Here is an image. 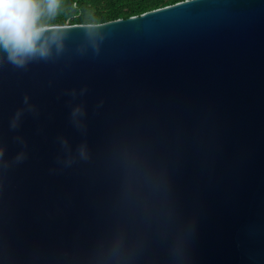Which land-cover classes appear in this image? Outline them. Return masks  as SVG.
I'll return each mask as SVG.
<instances>
[{
    "label": "water",
    "instance_id": "1",
    "mask_svg": "<svg viewBox=\"0 0 264 264\" xmlns=\"http://www.w3.org/2000/svg\"><path fill=\"white\" fill-rule=\"evenodd\" d=\"M53 28L0 51V264H264V0Z\"/></svg>",
    "mask_w": 264,
    "mask_h": 264
},
{
    "label": "clouds",
    "instance_id": "2",
    "mask_svg": "<svg viewBox=\"0 0 264 264\" xmlns=\"http://www.w3.org/2000/svg\"><path fill=\"white\" fill-rule=\"evenodd\" d=\"M60 4L61 0H0V51L7 54L10 63L24 67L32 59L49 56L51 45L60 40V35L53 26L41 21L44 15L54 17ZM80 111L76 109L74 115ZM128 253L126 239L119 235L105 255L119 257Z\"/></svg>",
    "mask_w": 264,
    "mask_h": 264
},
{
    "label": "trees",
    "instance_id": "3",
    "mask_svg": "<svg viewBox=\"0 0 264 264\" xmlns=\"http://www.w3.org/2000/svg\"><path fill=\"white\" fill-rule=\"evenodd\" d=\"M172 4L166 0H61L56 15H44L41 22L51 26L99 25L138 17Z\"/></svg>",
    "mask_w": 264,
    "mask_h": 264
},
{
    "label": "built area",
    "instance_id": "4",
    "mask_svg": "<svg viewBox=\"0 0 264 264\" xmlns=\"http://www.w3.org/2000/svg\"><path fill=\"white\" fill-rule=\"evenodd\" d=\"M166 1H168V2H174V4H176V3H181V2L186 1V0H166Z\"/></svg>",
    "mask_w": 264,
    "mask_h": 264
}]
</instances>
